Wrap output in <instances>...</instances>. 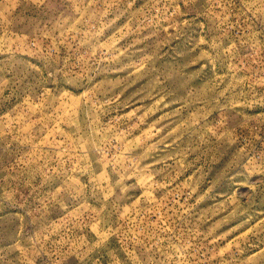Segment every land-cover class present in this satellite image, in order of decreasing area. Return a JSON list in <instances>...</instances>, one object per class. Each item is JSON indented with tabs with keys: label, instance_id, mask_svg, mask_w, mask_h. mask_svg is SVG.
<instances>
[{
	"label": "rangeland",
	"instance_id": "1",
	"mask_svg": "<svg viewBox=\"0 0 264 264\" xmlns=\"http://www.w3.org/2000/svg\"><path fill=\"white\" fill-rule=\"evenodd\" d=\"M0 264H264V0H0Z\"/></svg>",
	"mask_w": 264,
	"mask_h": 264
}]
</instances>
